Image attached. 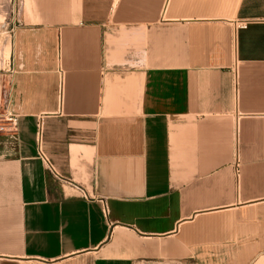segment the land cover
Wrapping results in <instances>:
<instances>
[{
    "label": "crops",
    "instance_id": "0c3cea01",
    "mask_svg": "<svg viewBox=\"0 0 264 264\" xmlns=\"http://www.w3.org/2000/svg\"><path fill=\"white\" fill-rule=\"evenodd\" d=\"M8 2L0 264H264V0Z\"/></svg>",
    "mask_w": 264,
    "mask_h": 264
},
{
    "label": "rangeland",
    "instance_id": "374dc122",
    "mask_svg": "<svg viewBox=\"0 0 264 264\" xmlns=\"http://www.w3.org/2000/svg\"><path fill=\"white\" fill-rule=\"evenodd\" d=\"M11 7L8 0L0 2V91H8L11 72ZM4 109L0 107V117ZM2 120V117H1Z\"/></svg>",
    "mask_w": 264,
    "mask_h": 264
},
{
    "label": "built area",
    "instance_id": "2783aa9c",
    "mask_svg": "<svg viewBox=\"0 0 264 264\" xmlns=\"http://www.w3.org/2000/svg\"><path fill=\"white\" fill-rule=\"evenodd\" d=\"M17 0H13V4H16ZM15 11L17 10V7H14ZM248 26V22H243L241 23L240 27L242 28H246ZM8 122V124L6 123ZM16 126V118L11 115L9 116L6 121H2L1 117H0V130L1 131H5V130H12L14 127ZM42 126H43V120H41V123L39 125V148H40V153L41 156L44 160V162L46 163L47 167L49 168L50 172L52 173V175L59 179L60 181H67V179H65L54 167V165L51 163V161L47 158V156L43 153L42 148H41V131H42Z\"/></svg>",
    "mask_w": 264,
    "mask_h": 264
}]
</instances>
